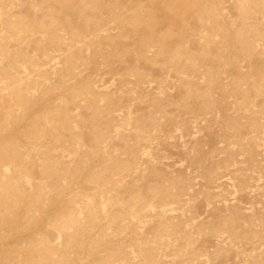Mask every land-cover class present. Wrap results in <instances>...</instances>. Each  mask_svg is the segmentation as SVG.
<instances>
[{"label": "rangeland", "instance_id": "obj_1", "mask_svg": "<svg viewBox=\"0 0 264 264\" xmlns=\"http://www.w3.org/2000/svg\"><path fill=\"white\" fill-rule=\"evenodd\" d=\"M0 264H264V0H0Z\"/></svg>", "mask_w": 264, "mask_h": 264}]
</instances>
